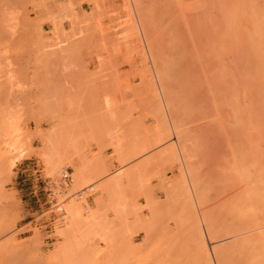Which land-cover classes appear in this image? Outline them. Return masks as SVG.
Wrapping results in <instances>:
<instances>
[{"label":"rangeland","instance_id":"1","mask_svg":"<svg viewBox=\"0 0 264 264\" xmlns=\"http://www.w3.org/2000/svg\"><path fill=\"white\" fill-rule=\"evenodd\" d=\"M44 1L0 0V124L12 121L25 151L7 169L8 158L18 152L7 153L8 138L0 135V221L5 208L12 221L0 232V264H189L191 251H195L193 260L189 256L192 264L195 259L202 264V239L212 264L219 263L215 254L219 246L223 248L219 255L226 251L228 260L243 264L254 244V234L249 232L257 233L264 224L242 232L238 225L243 219L236 218L237 225L234 217L226 216L235 213L229 200L234 195L229 198L227 194L231 187L229 192L219 187L229 184L223 185L221 179L234 172L233 162L242 164L241 160L246 162L252 156L246 142H252L253 150L264 149V133L258 132V114L252 113L256 110L254 91L242 96L230 88L233 83L228 84L231 92L222 93L219 87L226 77L239 86L238 73L246 62L238 46L230 52L222 49L218 53L222 56L217 57L222 72L217 71L212 51L220 46L218 31H223L221 4L225 0L215 4L210 0H87L89 7L80 13L67 0L50 18L40 15ZM45 19L51 20V28L43 27ZM63 20L68 21L66 27ZM208 55L215 58L214 69H210L218 72V79L209 69ZM235 94V101L238 97L256 121L248 118L252 124L246 122L249 125L244 127L240 122L230 124H238L244 133L251 129L254 140L246 139L248 133L238 135L243 134L246 141L242 136L237 139L242 141L240 147L246 143L245 155L236 146L237 128L229 130L230 122L223 119L224 109L230 108L225 103L234 104ZM157 120L169 127L161 130ZM254 131L258 132L255 136ZM77 168H84L82 182L76 178ZM65 170L70 181L54 189L57 204L52 203L47 198L49 181L58 182ZM20 173L24 174L19 178ZM110 178L111 188L106 189ZM125 184L127 207L122 195ZM222 190L225 195L218 193ZM203 192L206 198L200 200L205 195H197ZM27 193L33 199L30 210L24 202ZM223 197L230 203L226 205ZM235 199L233 205L238 203ZM70 203L83 206L86 217L92 208L97 209L96 217L72 224L67 232ZM212 213L220 226L210 224L216 221L211 222ZM230 224L231 230L234 225L242 230L236 227V233L230 234ZM180 247L186 248L187 256H180L185 252Z\"/></svg>","mask_w":264,"mask_h":264},{"label":"bare ground","instance_id":"2","mask_svg":"<svg viewBox=\"0 0 264 264\" xmlns=\"http://www.w3.org/2000/svg\"><path fill=\"white\" fill-rule=\"evenodd\" d=\"M216 1H219L220 3H221V0H210V2H211V4H215L216 3ZM262 1V0H261ZM261 1H259L258 2V0H225V1H222V2H225L224 4L222 3L221 5H222V7H224L223 9H222V11H223V13H222V11H221V14H222V19L224 20V21H222V22H225V23H222V22H220V24H222L221 26H220V29H223V31L221 30V31H218V32H220V33H218V40L220 41L219 43V45L218 44H216L217 43V41H216V37H215V44H216V47L217 46H219V48H216L217 50L215 51V49L213 48V51H212V54H214V55H212L213 57L215 56V58H213V59H211V57L209 58V55H208V59H207V61H209L210 63L212 62V64H209L208 66H209V69H210V67L212 66V65H214L215 64V62H214V59H215V61L217 62V60H218V56H220L218 53H220L221 52V50L223 49V51H228V52H230V50L232 49H234L235 48V46H236V48H237V46H238V48H239V51L240 52H242L243 54V60L245 59V63H243L242 62V65H241V67L242 68H240V71L239 72H241V69L243 70L242 71V73H238V78L240 79V80H237V82L239 81V86H235V81L233 82V80H232V78H230V77H226L228 80H226V78H224L226 81H224V79H221V80H223V82H221V84L219 83V87H220V90H222L221 92L222 93H224V91L225 90H227V89H229V87H230V85H228V84H232L231 85V87L230 88H234V89H236V91L234 90L233 92H240V94H242V96H244V95H249L250 93H252L253 91H254V93H255V99H256V108H254V109H256V110H252V113H254V115L256 116V114H258L256 117V121L258 122V123H260V127L258 128V132H262V133H264V4H262L261 5ZM209 2V1H208ZM209 2V3H210ZM218 2V3H219ZM220 3L218 4V5H220ZM262 3H264V1H262ZM210 4V5H211ZM260 4V5H259ZM221 5L220 6H218V8H221ZM223 24H224V26H223ZM223 26V27H222ZM222 27V28H221ZM214 34H216V33H214ZM215 36V35H214ZM213 38V37H212ZM211 38V39H212ZM213 42V43H214ZM215 44H213V46L212 47H214V45ZM225 48V49H224ZM226 48H227V50H226ZM216 52V53H215ZM211 53V52H210ZM221 53H223V52H221ZM224 55V54H223ZM222 56V55H221ZM220 56V57H221ZM245 57V58H244ZM248 57V58H247ZM161 58V57H160ZM210 59L212 60V61H210ZM166 62V61H165ZM209 62H207V63H209ZM220 62V61H219ZM166 63H168V62H166ZM214 63V64H213ZM218 63V62H217ZM217 63H216V65H217ZM222 63V62H221ZM224 63V62H223ZM222 63V64H223ZM245 64V65H244ZM170 65V64H169ZM165 66V65H164ZM187 66V65H186ZM224 66V65H223ZM183 67V66H182ZM188 67V66H187ZM214 66H212V68H213ZM219 67V68H218ZM212 68L210 69L211 71H212ZM217 68H218V72H222V67L220 66V63H218V66H217ZM221 68V69H220ZM224 68V67H223ZM164 67H163V69H162V67L160 68V70H163V73L165 72L164 71ZM167 69V71H168V67L166 68ZM171 69L172 68H170V71H171ZM214 69V68H213ZM173 70V69H172ZM225 70V69H224ZM174 71H175V69H174ZM173 71V72H174ZM214 71V70H213ZM212 71V72H213ZM216 71V74H214V72H213V76L215 77L214 79H218V72ZM169 72V71H168ZM172 72V71H171ZM211 72V73H212ZM176 73V72H175ZM223 74H226V73H224V71H223ZM239 74H241V75H239ZM217 75V76H216ZM227 75V74H226ZM167 76V75H166ZM221 76V75H220ZM228 76V75H227ZM241 78H240V77ZM162 77H164V76H162ZM168 78V77H167ZM237 78V79H238ZM164 79V81L166 80L165 78H163ZM220 79H219V81H220ZM234 79V78H233ZM230 80V81H229ZM231 80H232V82H231ZM236 80V79H235ZM183 81V80H182ZM228 81V82H227ZM227 82V84H225V85H227V86H225L224 85V83H226ZM230 82V83H229ZM222 84H223V86L226 88V89H224V87H221L222 86ZM253 84V85H252ZM221 85V86H220ZM228 87V88H227ZM224 89V90H223ZM232 91V89H229L228 91ZM239 90V91H238ZM154 91H156V90H154ZM230 91V92H231ZM253 93V94H254ZM175 94V95H174ZM173 95L176 97L177 96V94L176 93H174ZM227 94V93H226ZM224 95L225 94H223L221 97H223V99H224ZM231 95H233L232 93H231ZM172 96V95H171ZM174 96H172L171 97V99L172 98H174ZM227 96V95H226ZM234 96V95H233ZM228 97H229V95H228ZM228 97H226V99L228 98ZM170 98V97H169ZM168 98V99H169ZM236 99V94H235V97H233V99H232V102H234V104H228L229 102H227V104L225 103V105L226 106H228V107H230L228 110L227 109H224V112H223V119H227L228 121H226L227 123L228 122H230L229 123V125L232 123V124H234L233 122H235V123H238V124H240L241 123V125H242V127H244V125H249V124H246V122L248 123H250V124H252V122H250L249 120H248V118H250V120L251 121H253L254 120V117L249 113V112H247V113H249V116L251 115V117H253V118H251V117H249L248 116V114L245 112V108L243 107V105L240 103L241 102V100H238V97H237V100L235 101V99ZM246 98V97H245ZM228 100V99H227ZM229 100L231 101V99L229 98ZM228 100V101H229ZM157 102V101H156ZM224 102V101H223ZM235 102H239L240 104H238V103H235ZM158 104V103H157ZM156 104V107L158 106ZM161 103H159V105H160ZM236 104H238L237 106L239 107V109L237 108V106H236ZM225 106V107H226ZM241 106V107H240ZM159 107V106H158ZM161 107H162V105H161ZM224 107V106H223ZM237 110H236V109ZM241 108V109H240ZM158 108H156V110H157ZM231 109V110H230ZM236 110V111H232V110ZM161 110H163V109H161ZM225 110H227V111H225ZM239 110V112H237ZM241 110V111H240ZM229 111V112H228ZM247 111V110H246ZM254 111H257V113L256 112H254ZM226 112V113H225ZM230 112H233V115H230L229 113ZM237 112V113H236ZM158 113H159V109L157 110V112H156V115H158ZM238 113H240L239 115H238ZM243 113V114H242ZM227 114H229V115H227ZM245 114V115H244ZM165 115V114H164ZM226 116V117H225ZM231 116V118L229 119V117ZM234 116V117H233ZM237 118H236V117ZM177 117H178V115H176V120H177ZM181 116L179 115V119H181L180 118ZM158 118H160L159 117V115H158ZM157 118V119H158ZM233 118V119H232ZM237 119L236 121H235V119ZM163 119V118H162ZM258 119V120H257ZM160 120V119H159ZM176 120H175V122H176ZM231 120V121H230ZM232 120H234V121H232ZM158 121V120H157ZM255 121V120H254ZM253 121V122H254ZM255 121V122H256ZM10 122H12V121H3L1 124H0V135H5L6 136V138H8V139H5V142H6V147H5V151L8 153V152H18V154H16V155H13L12 157H9L8 158V163L6 164V168L7 169H11L12 167H13V165L14 164H16V162H17V160L19 159V157H22L24 154H25V151H24V149L22 148V146H21V144H19V141H18V138L16 137V131L18 130L16 127H14V125H12V123H10ZM165 122V121H164ZM178 122V121H177ZM226 122H224V123H226ZM240 122V123H239ZM158 123H160V121H158ZM162 123H163V121H162ZM162 123H160V126L162 127V125H163V129L159 126V128L161 129V130H165V129H167V127H169V126H166V124H165V126H166V128H164L165 126H164V124H162ZM257 123V124H258ZM176 124V123H175ZM237 124V126L236 125H230V127H229V125H227V128L230 130V128H232L231 130H234V128H237L238 129V131H237V129H236V135L238 136L240 133H244V131L242 132V131H240V127H239V125ZM256 124V123H255ZM178 125V124H177ZM226 125V124H225ZM176 126V125H175ZM256 126V125H255ZM169 129V128H168ZM249 129V128H248ZM245 129V132L246 131H248V132H246V133H244L245 135H247V133H248V136H245L246 137V139L247 140H249V138L251 137H253L251 134L252 133H250L251 132V129ZM255 129V128H254ZM254 129H252V130H254ZM168 131V130H167ZM227 132H228V130H227ZM253 132V131H252ZM255 132L256 131H254V133H253V135L255 136ZM258 132H256V133H258ZM162 133V132H161ZM164 134H166L165 132H163ZM162 133V134H163ZM170 133V132H169ZM261 133V134H262ZM232 135H234L235 136V134L232 132L231 133ZM243 135V134H242ZM242 135H240V136H242ZM250 135V136H249ZM240 136H238V137H236V146H238L239 147V151L241 152H239V151H237V152H239L240 153V155H242L243 153H242V149H244V148H246L247 146L249 147V148H251L252 150H251V152L253 153V154H251V152H250V150L248 151V153H250L249 154V156L250 155H252V156H250L251 158H253V159H250V157H247L248 159H246V162L244 161V160H241V162H242V164L240 165L239 164V161H238V164L237 163H235V162H233L232 164V166H235V168L233 169V171L235 172V173H237V175L238 176H236V174H230L229 176H231L229 179L227 178V177H229V176H227L226 178L225 177H223L222 179H221V181H224V183H223V185L225 184V183H228L229 182V184H225L226 185V187H224V188H221V184H222V182L221 181H219V184H218V186H220L219 188V190H221V189H225L226 190V192H229V193H227L228 195H229V198H230V196H232V195H234V196H232L229 200H230V202L228 201V199H227V201L230 203V205L233 207V206H235L234 207V211H235V213H232L231 215H226L227 216V218L230 216V218H233V220H235L236 218H238V219H240L241 218V223L240 222H236V220H235V222L237 223V225L238 226H240V225H242V229H243V231L242 232H244V231H246L245 229L247 228V230L249 231V229L248 228H255V226H256V228H258V227H260L262 224H264V152H262V150H264V149H259V150H253L254 148H252L253 147V144H252V142H250V141H248V142H246V143H250V144H252V146L250 145V144H248L247 146L245 145L246 143H242V145L243 146H239V144H241L240 143V141L238 142L237 141V139H239V137ZM261 136V135H260ZM260 136L258 137V138H260ZM262 136H264V134H262ZM170 137V136H169ZM243 137V136H242ZM244 138V137H243ZM242 138V139H243ZM251 138H250V140H251ZM255 138V137H254ZM168 139V138H167ZM246 139L244 138V141H246ZM253 139V138H252ZM262 139H264V137H262ZM261 139V140H262ZM254 140V139H253ZM171 141V140H170ZM242 142V141H241ZM170 144H172V143H170ZM246 147H245V146ZM172 147V146H171ZM248 148V149H249ZM188 150H189V148H187ZM238 149V148H237ZM247 149V148H246ZM257 149V148H256ZM262 152V153H260V152ZM255 152H259V153H255ZM245 154H246V152H245ZM245 154H243V155H245ZM55 155H53L52 156V160H54V162H55V159L53 158ZM256 156V157H255ZM243 157V156H242ZM255 158V159H254ZM243 159H245V157H243ZM249 160V161H248ZM81 161V160H80ZM86 161H88V160H86ZM84 163V162H83ZM82 164V163H81ZM85 164V163H84ZM239 165V166H238ZM85 167L87 166V164H85L84 165ZM88 167V166H87ZM86 167V168H87ZM85 168V169H86ZM90 168V167H89ZM237 168V169H236ZM78 169V168H77ZM84 169V168H83ZM83 169L82 168H79L78 170H76L77 171V173H76V178H77V180H82L83 179ZM87 170H89V169H87ZM237 170H238V172H237ZM126 173H127V171H125ZM194 174V173H193ZM192 174V176H194ZM234 175V176H233ZM237 178H236V177ZM182 177V176H181ZM197 177V176H196ZM235 177V178H234ZM225 178V179H224ZM219 179V178H218ZM224 179V180H223ZM232 179H234L233 181H231ZM183 180H184V178H183ZM226 180V181H225ZM228 180V181H227ZM240 180V181H239ZM243 182H242V181ZM112 181H113V178H110V179H108L107 181H106V183H107V185H105L106 186V189H108V188H111V185H112ZM181 181V180H180ZM199 181V180H198ZM218 181V180H217ZM82 182V181H81ZM195 182V181H194ZM216 182V181H215ZM221 182V183H220ZM239 182V183H238ZM80 183V182H79ZM183 183V182H182ZM181 183V184H182ZM186 182H185V180H184V184H185ZM234 183V184H233ZM242 185H241V184ZM180 184V183H179ZM203 184V183H202ZM239 184V185H238ZM178 185V184H177ZM176 185V186H177ZM187 185V184H186ZM209 185V184H208ZM228 185H230V186H228ZM107 186H110V187H108L107 188ZM124 187H123V189L125 188V186H126V189H124V191L122 190V195L124 196L123 197V201H124V207H127L128 206V203H129V199H128V195L129 194H127L126 195V193H128L127 191V184H125V185H123ZM175 186V187H176ZM188 186V185H187ZM200 186V185H199ZM207 186V185H206ZM205 185H204V187H206ZM217 186V187H218ZM174 187V188H175ZM203 187V189H206V188H204ZM208 187V186H207ZM223 187V186H222ZM231 187V188H230ZM209 188V187H208ZM207 188V189H208ZM227 188H230L231 190H229V189H227ZM232 188H233V192H231L232 191ZM176 189H178V188H175L174 190H176ZM179 189H181V187L179 188ZM203 189H201V191L203 190ZM125 190H127V191H125ZM225 190H222V192L220 191H218V193H224V191ZM229 190V191H228ZM200 191V192H201ZM216 192H217V190H215ZM236 191V192H235ZM238 191V192H237ZM124 192V193H123ZM180 192H181V190H180ZM206 192V191H205ZM207 192H209L208 190H207ZM207 192H206V194H207ZM225 192V193H226ZM235 192V193H234ZM225 193H224V195H225ZM197 193H195V195H196ZM200 194V193H199ZM232 194V195H231ZM201 195L202 196H204L205 195V193L203 192V194H200V195H197V198H198V196H200L201 197ZM209 195V194H208ZM219 195V194H218ZM221 195V194H220ZM235 195H237V197L235 196ZM209 197V196H208ZM228 197V196H227ZM236 199H235V198ZM99 198L101 199V201H102V198L99 196ZM99 198H97V199H99ZM204 198H206V195L204 196V197H201L200 198V200L201 199H203V200H205ZM225 197H223V200H224V202H225V204L227 205L228 204V202H226L225 201V199H224ZM232 198H233V200L235 199V201L236 202H238L237 204L236 203H234V201H233V203H234V205L232 204ZM191 199V198H190ZM222 200V201H223ZM190 201H192L193 202V200H190ZM199 201V200H198ZM209 201V200H208ZM244 201V202H243ZM247 203H246V202ZM71 202H74V201H71ZM191 203V202H190ZM202 203H203V201H202ZM204 203H205V201H204ZM222 203V202H221ZM220 203V204H221ZM240 203V204H239ZM244 203V204H243ZM79 204H80V202H79ZM192 205V203L190 204V206ZM225 205V206H226ZM229 205V206H230ZM242 205H243V207H242ZM80 206L81 205H78L77 203H70L69 205H68V207H67V209H66V211H67V214H68V216L70 217V222H69V226L67 227V232H69V231H71L72 230V224H78L80 221H84V222H87V221H89V220H92L94 217H96L95 216V214L97 213V209H95L94 210V208H92L91 209V211L89 212V214L87 215V217L86 216H83V214H82V208H83V206L80 208ZM86 206V205H85ZM84 206V207H85ZM189 206V207H190ZM193 206V205H192ZM191 206V207H192ZM221 206H223V205H221ZM230 206V207H231ZM241 206V207H240ZM249 207V208H247L248 210H247V212L245 211L246 210V207ZM190 207V208H191ZM227 207V206H226ZM230 208V209H233V208ZM237 207H239V209H237ZM193 208V207H192ZM221 208H223V207H221ZM216 209H217V207H216ZM227 209V208H226ZM237 209V210H236ZM245 209V210H244ZM93 210V211H92ZM218 210V209H217ZM239 210H240V212H242V213H240L239 212ZM84 211V210H83ZM101 211V210H100ZM213 211V210H212ZM212 211H210V212H212ZM220 211V210H219ZM223 211V210H222ZM229 210H227V212H228ZM194 212H195V210H194ZM221 212V211H220ZM230 212V211H229ZM232 212H233V210H232ZM236 212H238V214H236ZM206 213V212H205ZM216 214H218V212H215ZM231 213V212H230ZM6 214H7V209L5 208V210H3V214H2V217H1V221H0V232H3V231H6V229L8 228V227H10L11 225H12V221H11V219H10V217H6ZM208 214V213H207ZM222 214V213H221ZM221 214H220V216H221ZM236 214V215H235ZM244 214V215H243ZM195 215H196V213H195ZM210 215V213L208 214V216ZM236 217H235V216ZM211 216V215H210ZM213 216H215V217H213ZM225 216V215H224ZM223 216V217H224ZM226 216L224 217V219H226ZM238 216H242V217H238ZM213 217V218H212ZM212 221L211 222H213L214 220H216V219H214V218H216V217H218L217 215H215L214 213H212ZM197 218V217H196ZM208 220H209V218H207ZM223 218H221V220H222ZM195 220V219H194ZM197 220H198V218H197ZM220 220V221H221ZM229 221H231V220H229ZM237 221H239V220H237ZM219 221L218 220H216L214 223H210L211 225L212 224H216L217 223V225L218 226H220L219 225V223H218ZM228 222V221H227ZM234 222V221H233ZM235 222L234 223H232V224H235ZM192 223H193V221H192ZM195 223V222H194ZM197 223L198 222H196L195 224H196V226H198L199 225V223H198V225H197ZM208 223V222H207ZM225 223V222H224ZM262 223V224H261ZM194 224V225H195ZM209 224V225H210ZM225 224H227V223H225ZM228 224H229V222H228ZM227 224V225H228ZM193 225V224H192ZM193 225V226H194ZM208 225V226H209ZM210 225V226H211ZM237 225H234L235 226V228L237 227ZM259 225V226H258ZM196 226H195V228H196ZM209 226V227H210ZM215 226V225H214ZM208 227V228H209ZM216 227V226H215ZM215 227H213L212 226V228H215ZM222 228H223V230H224V224H222V226H221ZM226 228L228 227V226H225ZM218 227H216L215 229H217ZM221 228V229H222ZM228 228H230L229 229V233L230 234H232V231L235 229H233V230H231L232 228H231V224H230V226L228 227ZM238 228V229H237ZM236 229L237 230H239V232L242 230V229H240L241 227H237ZM245 228V229H244ZM197 229V228H196ZM200 229V228H199ZM211 229V228H210ZM209 229V230H210ZM236 229L234 230V231H236ZM212 230V229H211ZM220 230V229H219ZM226 230V229H225ZM253 230V229H252ZM264 231V229H262V227L259 229L258 228V230H256L257 231V233L255 232V230H253L254 231V233L252 232V231H250L249 233L250 234H254V235H251V237H253L254 236V240H253V249H252V252H251V254H248V256H247V258L249 259L248 261L247 260H245V259H247V258H245L244 259V262L246 261V263H244L243 262V264H264V232H262V231ZM197 231H199V230H197ZM221 231V230H220ZM234 231H233V233H234ZM200 232V231H199ZM210 232V231H209ZM223 232V233H222ZM221 232V234H219V235H223L224 234V231H222ZM238 231H237V233H239ZM241 232V233H242ZM217 232L215 231L214 232V235L216 234ZM220 233V232H219ZM227 233H228V231H227ZM229 233H228V235H229ZM236 233V232H235ZM234 233V234H235ZM249 233H248V235H249ZM211 234H212V236H213V231L211 232ZM247 234V233H246ZM217 235V234H216ZM225 236V235H224ZM241 236V235H240ZM216 237V236H215ZM251 237H250V235H249V238H250V241L253 239H251ZM204 238V237H203ZM238 238H239V235H238ZM241 238H242V236H241ZM243 238H246L245 237V234L243 235ZM191 239V238H190ZM190 239L188 240V239H186V240H188V241H190ZM194 239V237H192V239H191V241ZM203 240V242H201V243H205V240L204 239H202ZM247 240H248V242H247ZM190 241V242H191ZM196 241V240H195ZM239 241L241 242V239H239ZM247 243H249V239H248V237L246 238V240H245ZM240 242H238V243H240ZM242 242H244L243 241V239H242ZM129 243V242H128ZM127 243V244H128ZM194 243V240L192 241V244ZM245 243V242H244ZM244 243H241L242 244V246H243V244ZM188 244H189V242H188ZM202 244V246H204L205 248H206V243L203 245ZM234 244V243H233ZM129 245V244H128ZM185 245V244H184ZM248 245V244H247ZM133 246V245H132ZM194 246V245H193ZM232 246V245H231ZM251 246V247H252ZM126 248L127 247H129V246H125ZM204 247H201V249H202V254H201V261H202V264H212V260H210V258H211V256L209 257V254H208V252H206V250H203V249H205ZM219 247H221V246H219ZM219 247H217V249H219L218 251H219V253H218V251L217 250H215V254H218V256H219V261H218V259H217V261L216 262H219V263H217V264H232V260L229 258V260L225 257V253H227L226 251H225V253H224V251H222L223 253H222V255H219V254H221V250L223 249H220ZM224 247V249H225V246H223ZM236 247V246H235ZM244 247V246H243ZM126 248H124V249H126ZM194 248H195V246H194ZM228 248V247H227ZM227 248H226V250H227ZM183 250V247H180L178 250ZM207 249V248H206ZM242 249V248H241ZM127 250H129V249H127ZM127 250H124V251H127ZM229 250V249H228ZM232 249L230 248V250H229V252L231 251ZM235 250H238V248L237 249H235ZM183 251H185L184 253H183ZM183 251H180V253H183L182 255L180 254V256H187V255H184L185 253H187V250H186V248L184 247V250ZM200 251V250H199ZM234 250H232V252H233ZM244 251V250H243ZM128 252V251H127ZM190 252V251H189ZM195 251H191L190 253H189V256H194L195 255V253H194ZM228 252V253H229ZM236 252V251H235ZM240 252V251H239ZM245 252V251H244ZM247 252H249V251H247ZM249 252V253H250ZM192 253H194V255L192 254ZM200 253H201V251H200ZM237 253V252H236ZM188 254V253H187ZM191 254V255H190ZM230 254H232L231 252H230ZM233 254H235V253H233ZM245 254V253H244ZM251 255V256H250ZM189 256H188V259L190 260H187L186 259V257H184V260L186 261V262H189V264H190V262L195 258V256L194 257H192V260L189 258ZM236 256V255H235ZM235 256H232V257H235ZM239 256V255H238ZM124 257H126V256H124ZM237 258V257H236ZM238 259V258H237ZM126 260H127V257H126ZM181 260L183 261V259L181 258ZM243 260V259H242ZM198 261V260H197ZM196 261V259H195V262H196V264H198V262ZM235 261V260H234ZM194 261H192L191 262V264L193 263ZM242 262V261H241ZM183 264H184V262H182ZM235 263H238L239 264V262L237 261V262H235ZM188 264V263H187ZM233 264H234V262H233ZM242 264V263H241Z\"/></svg>","mask_w":264,"mask_h":264},{"label":"crops","instance_id":"3","mask_svg":"<svg viewBox=\"0 0 264 264\" xmlns=\"http://www.w3.org/2000/svg\"><path fill=\"white\" fill-rule=\"evenodd\" d=\"M75 4L74 9L76 11H78L79 13L82 12L83 10L86 11V7H89V3L87 0H72ZM68 1L67 0H45L44 1V6L40 9V15L44 16V17H51L55 12L60 10V7L63 5H67ZM62 25L63 27H66L68 25V21L67 20H63L62 21ZM52 23L50 19H45L44 23H43V27H48L51 28ZM24 170H20V172H23ZM22 174L24 173H20L19 178L22 177ZM22 189V188H21ZM25 189H28V186H26ZM27 197H24V202L25 205L27 206V209L30 210L32 209V203H33V199L32 197L29 195V193H27Z\"/></svg>","mask_w":264,"mask_h":264},{"label":"built area","instance_id":"4","mask_svg":"<svg viewBox=\"0 0 264 264\" xmlns=\"http://www.w3.org/2000/svg\"><path fill=\"white\" fill-rule=\"evenodd\" d=\"M56 181H58V182L49 181V185L47 188V190H48L47 198H50V200L53 201L52 203H55V204H57V197L54 196V189H56L58 186L63 188L70 181L69 173L67 172V170L62 171L60 173V179L56 180Z\"/></svg>","mask_w":264,"mask_h":264}]
</instances>
